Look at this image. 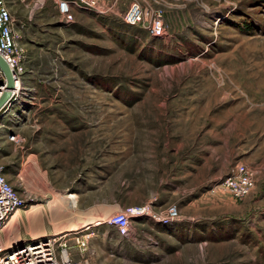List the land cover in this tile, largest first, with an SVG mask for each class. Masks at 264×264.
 <instances>
[{
    "label": "rangeland",
    "instance_id": "374dc122",
    "mask_svg": "<svg viewBox=\"0 0 264 264\" xmlns=\"http://www.w3.org/2000/svg\"><path fill=\"white\" fill-rule=\"evenodd\" d=\"M7 2L35 100L0 121V164L27 198L0 243L65 223L98 194L106 217L147 205L135 219L183 240V264H264V0H101L103 14L69 25L50 1ZM131 3L160 14L166 36L125 25ZM238 164L254 173L241 200L220 186ZM170 207L179 218L165 222ZM70 237L50 238L72 248ZM123 253L106 263L156 262Z\"/></svg>",
    "mask_w": 264,
    "mask_h": 264
},
{
    "label": "built area",
    "instance_id": "2783aa9c",
    "mask_svg": "<svg viewBox=\"0 0 264 264\" xmlns=\"http://www.w3.org/2000/svg\"><path fill=\"white\" fill-rule=\"evenodd\" d=\"M27 1L32 3L35 8H42L46 0ZM47 1L52 2L60 22L65 25L74 22V15L77 12L87 11L103 14V11L99 9L101 0ZM121 20L129 27L141 28L150 38L161 39L166 36L161 15L147 12L146 9H143L137 3L129 5L128 10L121 16ZM0 58L7 65L14 80V88L10 92V98L0 109L1 121L14 108L33 105L35 100L32 89L24 85L25 57L23 50L16 43L14 19L7 0H0ZM6 85V78L0 70V98L6 90ZM13 116L16 115L13 113L12 118ZM2 127L4 128V125L0 124V130ZM7 138L9 141H22L16 135H10ZM18 184L22 186L21 178L18 179ZM220 186L227 190L235 200H241L248 196L254 188V173L246 166L238 164L235 166L233 174L224 179ZM24 194V188L20 192L6 179L4 167L0 165V236L15 212L18 209H25L27 198ZM151 214L152 212L147 205L127 207L111 215L106 220V223L114 226L121 237H126L129 233L132 219L151 216ZM178 218V212L175 207H170L166 210L165 222H171ZM63 236L65 238V236L69 235ZM57 242L50 237H37L36 239L27 240L12 237L8 242L0 243V264H89L84 258L74 260L71 252L72 248H69L64 241ZM74 244L80 254L86 252V240L74 238Z\"/></svg>",
    "mask_w": 264,
    "mask_h": 264
},
{
    "label": "crops",
    "instance_id": "0c3cea01",
    "mask_svg": "<svg viewBox=\"0 0 264 264\" xmlns=\"http://www.w3.org/2000/svg\"><path fill=\"white\" fill-rule=\"evenodd\" d=\"M2 166L4 167V174L6 179L21 192L23 189V183L21 186L18 184V181H13L10 173L7 171V167L5 165ZM18 174L20 175V172ZM100 197L101 195L98 196V194H96V199L90 202H84V200L79 198V204L76 207V215H74L65 223L55 225L53 227L41 228L40 231L46 232V234H48L53 229L57 228L54 237L62 234H68L69 236H71L69 240L72 244L71 252L74 260H79V255H83L80 254L75 247L74 238H80L84 240H86L85 238H87V250L85 252V255H83V258L86 259L89 264L90 260L93 263L96 261H103L102 264H105L106 261L109 260V258L123 260L125 258L123 252H125L126 247L127 256L130 259L139 256L138 254H146L147 256H151L152 259L156 261L152 262L151 264H158L162 262H164L165 264H178V261L180 262V264H183V240H178L177 237L175 238L171 235H168V239L159 237L162 232H159L157 229L156 231L158 233H153L154 236L152 237V229L149 228V230L147 231V229H145L146 223L141 221L142 219L131 220L128 235L126 237H121L114 226H110L106 223V220L111 215H107V217L105 216L106 214H104L103 209L101 208V203L99 201ZM22 216H25V214H22L21 217ZM100 219L101 221H98ZM92 221H96L97 223H91ZM112 233L117 237V241H113V239L107 236ZM139 233H144L146 237H150L151 241L145 243L144 246L141 244V242L137 243L138 239H136L135 237L138 236ZM19 238L27 240L29 238L32 239L33 237L24 233L23 235H20ZM147 240L149 239L146 238V241ZM142 247H144L145 250H143Z\"/></svg>",
    "mask_w": 264,
    "mask_h": 264
},
{
    "label": "water",
    "instance_id": "95a60500",
    "mask_svg": "<svg viewBox=\"0 0 264 264\" xmlns=\"http://www.w3.org/2000/svg\"><path fill=\"white\" fill-rule=\"evenodd\" d=\"M0 70L3 72L7 85H6V90L3 92L1 98H0V109L3 107V105L9 100L10 98V92L14 88V80L12 77V74L10 70L8 69L7 65L5 62L0 58Z\"/></svg>",
    "mask_w": 264,
    "mask_h": 264
},
{
    "label": "bare ground",
    "instance_id": "6f19581e",
    "mask_svg": "<svg viewBox=\"0 0 264 264\" xmlns=\"http://www.w3.org/2000/svg\"><path fill=\"white\" fill-rule=\"evenodd\" d=\"M22 211V209H18L16 212H15V214L10 218V220H12L15 216H16V218H18V216L21 214V213H19V212H21ZM10 220L8 221V223H7V225L9 224V222H10ZM17 220V219H16ZM16 220H15V222H16ZM98 221H101V219L100 220H98ZM91 223H97L96 221H92ZM90 223V224H91ZM7 227V226H6ZM87 227V226H86ZM5 230H6V228H5ZM56 230H57V228H55V229H53L50 233H48V234H46V232H42V233H32V234H30L32 237H33V239H36L37 237L38 238H41V237H54V234H55V232H56ZM41 232V231H40ZM30 239V238H29Z\"/></svg>",
    "mask_w": 264,
    "mask_h": 264
}]
</instances>
